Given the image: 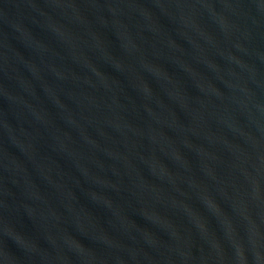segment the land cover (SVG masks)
<instances>
[{
    "label": "water",
    "instance_id": "1",
    "mask_svg": "<svg viewBox=\"0 0 264 264\" xmlns=\"http://www.w3.org/2000/svg\"><path fill=\"white\" fill-rule=\"evenodd\" d=\"M0 264H264V0H0Z\"/></svg>",
    "mask_w": 264,
    "mask_h": 264
}]
</instances>
